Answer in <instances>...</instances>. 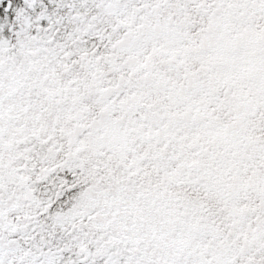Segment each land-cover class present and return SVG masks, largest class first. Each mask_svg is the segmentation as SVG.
<instances>
[{
    "label": "snow or ice",
    "instance_id": "obj_1",
    "mask_svg": "<svg viewBox=\"0 0 264 264\" xmlns=\"http://www.w3.org/2000/svg\"><path fill=\"white\" fill-rule=\"evenodd\" d=\"M0 264H264V0H0Z\"/></svg>",
    "mask_w": 264,
    "mask_h": 264
}]
</instances>
